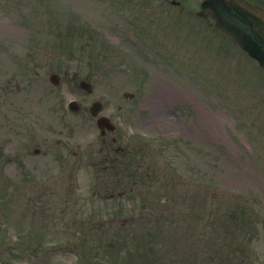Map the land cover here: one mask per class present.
<instances>
[{
	"label": "rangeland",
	"instance_id": "1",
	"mask_svg": "<svg viewBox=\"0 0 264 264\" xmlns=\"http://www.w3.org/2000/svg\"><path fill=\"white\" fill-rule=\"evenodd\" d=\"M198 4L0 0V195L8 194L7 203L1 197L0 203L7 219L14 216L25 225L33 217L42 224L55 222L57 230L41 236L63 238L70 223L85 227L81 218L88 215V206L89 212L103 214V204L113 202L99 198L104 197L99 189H107L99 182L108 178L102 169L89 167L88 176V154L89 164L97 166L120 162L122 155L98 150L99 133L86 109L101 99L104 113L117 124L107 139L118 137L115 145L126 150L124 163L139 159L156 167L157 181H167L161 185L172 183L159 194L173 199L167 218L152 216L144 223L150 232L138 240L150 238L160 246L159 234L165 232L167 247L187 242L206 248L199 259L205 264H228L219 257L224 245L236 248L244 264H264V70L229 37L195 18ZM133 21L142 27L135 28ZM144 27L148 41L137 34ZM52 72L59 75L57 85L49 81ZM81 78L93 84L91 93L78 87ZM124 91L132 92V98H125ZM71 99L80 104L75 113L67 108ZM151 107L161 113L160 121L152 117ZM172 127L177 133L170 136L166 130ZM26 178L38 182L29 185ZM14 181L18 186L10 185ZM76 199V209L67 212V202L71 206ZM1 212L0 231L23 226L7 222ZM120 222L104 226L114 233L105 236L117 242L123 237L127 260L135 251L130 235L141 230L137 223ZM34 228L26 226L29 232ZM1 240V264H24L28 242L8 250ZM39 255L30 251L29 260L40 264L32 258ZM45 256L46 263L86 261L83 247Z\"/></svg>",
	"mask_w": 264,
	"mask_h": 264
},
{
	"label": "water",
	"instance_id": "2",
	"mask_svg": "<svg viewBox=\"0 0 264 264\" xmlns=\"http://www.w3.org/2000/svg\"><path fill=\"white\" fill-rule=\"evenodd\" d=\"M200 15H213L216 26L233 35L264 66V21L235 0H203Z\"/></svg>",
	"mask_w": 264,
	"mask_h": 264
},
{
	"label": "flooded vegetation",
	"instance_id": "3",
	"mask_svg": "<svg viewBox=\"0 0 264 264\" xmlns=\"http://www.w3.org/2000/svg\"><path fill=\"white\" fill-rule=\"evenodd\" d=\"M246 2L257 7L259 10L264 11V0H246Z\"/></svg>",
	"mask_w": 264,
	"mask_h": 264
}]
</instances>
